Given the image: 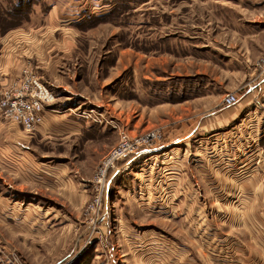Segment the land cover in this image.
Masks as SVG:
<instances>
[{"label":"rangeland","instance_id":"1","mask_svg":"<svg viewBox=\"0 0 264 264\" xmlns=\"http://www.w3.org/2000/svg\"><path fill=\"white\" fill-rule=\"evenodd\" d=\"M61 2H73L72 6L79 4L82 11H88L76 29H94L78 38L79 48L89 52L84 66L90 65V70L82 75L90 80L86 84L92 100L87 103L88 112L79 115L94 126L80 137L67 139L64 146L61 140H55V146L47 141L32 142V161L25 162L29 167L65 160L71 185L85 193L82 207L73 209L70 234L75 254L71 263L83 257L85 264H138L139 259L148 264L150 258L152 262L156 258V264H247L253 255L263 262L264 251L256 247L259 244L248 245L247 252L245 245L238 244V251L224 247L222 253L217 237L223 238L221 234L230 230L239 235L246 229L241 226L244 210L225 200L226 182L230 186V181L247 176L259 177L264 184V138L260 137L264 134V107L256 112L255 107L242 108L234 121L221 125L208 116L212 111L204 104L215 100L213 94L205 100L204 96L213 91L215 83L231 92L227 88L234 90L242 79L247 81L254 68L264 77L258 66L264 58V0H0V60L11 49L12 31L42 26L51 7ZM121 51L125 64L128 62L124 71ZM36 74L41 77L38 71ZM245 87L255 89L253 82ZM180 105L190 107L180 114L191 117L192 122L182 132L179 125H187L186 121H177L174 112ZM151 131L163 138L145 151L150 158L145 192L141 194L136 186L132 199L111 183L113 172L128 173L132 164L126 162L143 152L115 162L98 182L99 169L115 146ZM105 142L111 147L99 154V145ZM53 156L61 159L49 158ZM258 164L261 167L255 170ZM37 177L25 168L19 174L18 170L0 169V195L8 197L11 206L20 201V195L25 202L35 201L42 207L51 200L64 214V191L30 195L38 188ZM83 178L89 182L84 183ZM106 182L108 192L101 187ZM92 202L98 204L93 212L89 210ZM91 219L99 222L88 229ZM6 241L9 249L0 243V264H24L23 249L12 245V238ZM112 246L125 261L111 260ZM132 250L140 257L137 261Z\"/></svg>","mask_w":264,"mask_h":264},{"label":"crops","instance_id":"2","mask_svg":"<svg viewBox=\"0 0 264 264\" xmlns=\"http://www.w3.org/2000/svg\"><path fill=\"white\" fill-rule=\"evenodd\" d=\"M72 5H74L73 2L71 4L61 2L56 6H52L49 13L42 19L45 22L42 26L38 27V25H35L27 31L24 29L12 31L8 40L11 49L8 48V53L4 54L5 56L3 55L4 57L0 60V87L8 86L14 83L15 80L20 79L23 69L31 64L37 68L38 74L43 78L44 83L56 95V103L47 109L43 126L31 135L27 133L28 137L24 135L26 132L20 126L7 125V122L0 120V169L3 171L18 170L19 174V171L25 168L34 177L38 176L36 181L38 188L33 190L36 193L30 194L35 197H41L45 192L57 193L56 191H64L63 198L66 206L64 214L60 213L62 209L51 204L53 203L51 200H49L51 203L46 205L45 198H43L45 207L38 205L35 201L25 202L21 195L20 201H15L14 206H11L8 197L0 195V243H3L5 248L9 249L6 245V240L12 238L14 240V242L11 241L12 245L23 249L24 264H69L75 254L74 246H71L73 237L70 234V229L74 224V220H72L73 209L79 211V207H82V202L85 199L83 189L79 190L71 185L72 179L66 176L67 173L64 168L67 165L65 160L62 163L48 160L39 163L40 165L32 164L29 167L25 162L31 163L32 161L30 160V156L34 152L32 142H37V140L47 141L55 146V140H61L62 143L60 145L64 146L67 144V139L80 137L83 132L92 128L89 126H94L89 121H85L82 115H79L83 112H88L87 103L92 102L88 94L90 91L86 84L90 80L82 75V71L85 69L90 70V65L84 66L89 61V52L81 50L78 43L79 36L86 34L87 31L82 32L76 29L79 28V25L86 18L85 15L88 11L86 9L82 11V7L79 4ZM93 30L87 33H91ZM124 55V51H121L120 59L123 71L128 67V62L125 64ZM82 58L87 59L83 60ZM258 58L259 56L254 59V62ZM251 71L252 73L247 81L246 78L242 79L234 90H231V87L227 88L231 92L226 93V87L222 88L216 83L213 84V91L210 90L211 92L208 93V96H204L205 100L213 94L215 99L213 102H204L207 108L212 111L208 116H212L221 125H228L229 122H232L231 119L234 121L235 117L239 116L240 109L255 107L256 112L257 109L264 107V77L260 78L261 75L256 68ZM142 76L146 78L145 74ZM250 82L255 85L253 93L250 90H246L247 88L245 87ZM229 93L239 96L240 99L237 106L227 107L222 104L224 97ZM186 108L190 107L180 105L174 110V112L177 111L178 113L177 121H186L187 124L179 125L178 130L180 132L187 130L185 127L190 129L192 125L189 119L191 117L187 118L185 114H180ZM232 109L235 110V113L230 111ZM261 111L264 113L263 110ZM244 120L246 119L244 118ZM199 126H195L190 134H194ZM260 137L263 139L264 134ZM110 147L111 144L102 143L99 145L101 150L99 154H103ZM258 152H261L260 149H258ZM145 153L144 151L140 155L133 156L126 162V165L132 164L128 173L117 169L111 177V183L115 182L118 192H127V196L132 199L137 187L142 194L146 190V185L150 182L148 175H146L148 172L147 163L150 158ZM56 159L61 158L57 157ZM259 165H257L255 170L261 167ZM135 168H138V170H133ZM246 177L241 180L230 181V186L226 182L228 186L225 185L224 187V190L227 189L226 193L224 192L225 200L232 204L235 202L237 206L244 210V213L240 214L245 216L242 219L241 226L244 225L246 229L242 233H238L239 235L232 232V230L223 232L221 234L224 236L223 238H218L217 235L219 234L216 235L212 232V235L214 236L215 234V237L219 240V252L223 253L224 247L238 251L240 250L238 244L247 246V248L244 247L246 252L249 250L248 245L250 244H259L254 246L264 251V184L259 177L255 179ZM82 181L88 183L89 179L83 178ZM129 184L133 188L128 187ZM19 189L22 190L20 187ZM250 193H253L254 196H246ZM17 204L21 206V209L17 207ZM233 210L235 211L234 213L238 212L234 208ZM245 218L247 224L244 222ZM236 219L235 216L234 220ZM66 222L68 223L63 225ZM244 233L245 236H243ZM14 234H17V236H14ZM132 251L134 261H137L140 257H136L135 250ZM199 252H202L205 256L207 255L203 249ZM253 256H251L252 261H247V264H264V253L262 254L263 258H261L263 262L260 263L257 262V255ZM110 257H112V261H125V259L122 260L125 256L120 254L116 247H113V250L110 251ZM138 261V264H142L140 259ZM156 262V258L155 262H152V258L148 260V264H156Z\"/></svg>","mask_w":264,"mask_h":264},{"label":"built area","instance_id":"3","mask_svg":"<svg viewBox=\"0 0 264 264\" xmlns=\"http://www.w3.org/2000/svg\"><path fill=\"white\" fill-rule=\"evenodd\" d=\"M260 61L258 66L264 72V58ZM253 89L250 88L249 90ZM55 100L54 92L43 82L42 78L30 66L26 67L23 69L20 79L15 80L14 83L8 86L0 87V120L19 125L26 133L31 134L43 126L47 109L54 104ZM238 102L239 96L233 93L227 94L223 99V104L227 107L236 106ZM162 138V135L158 132L151 131L136 138V140L124 139L112 149L103 162V167L99 169V175L97 176L98 182H102L107 170L113 168L115 162L129 155L148 151L146 150L148 147L159 142ZM142 148L144 149L142 150ZM101 187L104 192H108L107 182ZM97 206V203L92 202L89 210L93 212L97 209ZM91 220L88 229L95 228L99 222V220L97 222Z\"/></svg>","mask_w":264,"mask_h":264},{"label":"trees","instance_id":"4","mask_svg":"<svg viewBox=\"0 0 264 264\" xmlns=\"http://www.w3.org/2000/svg\"><path fill=\"white\" fill-rule=\"evenodd\" d=\"M71 264H85L84 262H83V257L81 258V257H79V258H77L73 263H71Z\"/></svg>","mask_w":264,"mask_h":264}]
</instances>
